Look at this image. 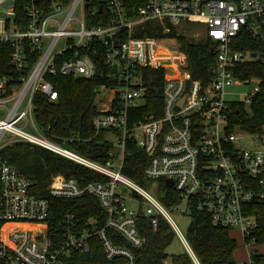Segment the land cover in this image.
<instances>
[{"label": "built area", "instance_id": "obj_1", "mask_svg": "<svg viewBox=\"0 0 264 264\" xmlns=\"http://www.w3.org/2000/svg\"><path fill=\"white\" fill-rule=\"evenodd\" d=\"M77 9L79 17L74 18ZM23 13L25 24L17 26L14 0H0V43L10 44L9 63L15 71L0 75V151L15 142L27 143L104 179L80 185L58 174L50 178L46 194L39 195L34 182L0 155V264H66L74 253L89 252L93 239L100 242L106 260L135 264L132 249L146 242L137 227L140 216L152 230L163 219L199 264L170 214L189 215L192 209L205 213L213 227L238 231L247 261L237 264H260L249 238L257 228L250 207L264 204V148L238 145L239 129L230 130L229 113L237 103L247 108L259 90L258 79L240 78L234 71L244 62L264 65V0H145L131 13L123 0H27ZM147 22L160 24L162 33L170 27L200 29L214 53L209 80L191 81L186 56L178 52L183 59L178 70L184 76H169L167 65L162 59L156 63L154 55L172 51L157 38L141 35ZM100 48L109 69L106 76L116 84L94 88L97 113L90 125L96 132L119 135L117 155L104 163L49 140L33 117L36 94L57 98L45 76L93 77L97 67L91 55ZM137 67L164 70L160 117L132 120L128 112L143 104L145 89ZM250 81L252 88L239 99L227 98V88ZM6 133L11 137L4 141ZM127 140L148 158L144 176L149 188L120 171ZM160 182L177 195L170 208L156 196ZM84 195L97 200L102 225L94 217L79 223L74 213H62L51 203ZM109 229L126 245L115 243Z\"/></svg>", "mask_w": 264, "mask_h": 264}, {"label": "trees", "instance_id": "obj_2", "mask_svg": "<svg viewBox=\"0 0 264 264\" xmlns=\"http://www.w3.org/2000/svg\"><path fill=\"white\" fill-rule=\"evenodd\" d=\"M129 13L143 5L145 0H123ZM27 0H14V22L17 26L25 24L23 9ZM100 23L96 22L95 25ZM149 35L159 40L160 44L169 51L182 53L187 59V70L191 81L205 84L211 77L214 67V53L208 40L193 41L186 34L169 28L162 33L160 24L154 22L145 23V30L141 35ZM9 43H0V75L15 73L9 63ZM101 48L96 55H91L94 65L100 75L91 78L46 75L45 79L54 87L57 98L50 101L41 94H36L33 100L34 121L37 128L51 141L56 142L82 157L97 163H104L107 159L117 155L118 151L114 143L105 138V130L96 132L90 125L92 117L97 113L94 101V88L100 84L113 86L115 80L106 76L109 70L103 62ZM178 55L173 58H176ZM157 63V60L154 59ZM183 64V59L173 60L167 65L169 76L178 75V66ZM136 71L141 75L144 85L143 104L129 109L132 120L143 117L161 116L163 85V68L137 67ZM235 74L240 78H255L259 80V90L251 99L247 108L240 103L234 104L229 113V128H237L252 134L261 133L264 130V65L257 62L241 63ZM130 122V121H129ZM0 155L8 164L18 169L23 175L35 184V190L39 195H45L50 178L55 175L75 178L80 185L88 182L102 181L104 177L81 165L62 158L44 148L32 147L27 143L15 142L5 146ZM147 156L127 140L124 147V156L121 165V173L140 184L142 187H150L151 182L145 178L144 170L147 166ZM156 196L167 207L178 202L177 195L164 182L158 185ZM163 192V193H162ZM165 193V194H164ZM51 203L58 206L60 212L74 213L78 222L83 223L87 218L94 217L100 225L104 221V213L97 200L84 195L76 199H54ZM257 220V228L250 235L256 251L253 255L257 263L264 264V204L250 207ZM190 222L185 230V239L188 242L199 264H236L233 254L237 249L236 240L230 235L228 229L211 226L205 213L192 209L189 213ZM140 234L145 236L146 242L140 248L132 249L135 264H163L168 258L166 249L171 244L174 233L168 224L159 219L155 230L148 224L145 217L140 216L137 221ZM107 235L115 243L126 245L121 237L112 230H107ZM262 249V252L259 251ZM171 264H194L188 254L170 255ZM121 259L106 260L97 239L90 243L87 253H74L66 264H119Z\"/></svg>", "mask_w": 264, "mask_h": 264}, {"label": "rangeland", "instance_id": "obj_3", "mask_svg": "<svg viewBox=\"0 0 264 264\" xmlns=\"http://www.w3.org/2000/svg\"><path fill=\"white\" fill-rule=\"evenodd\" d=\"M73 17L74 18L79 17L78 9L74 12ZM199 30L189 29V30H183V31L177 30V31H179L182 34H186L193 41H201V40H203V35L200 34ZM173 53L174 54L166 55V54L161 53V52H156L154 55V59H156L157 61H159L161 59L162 60L171 59V58L176 56V52L173 51ZM177 55L178 56L176 58H173V59H175V60L181 59V57L178 53H177ZM253 84H254V82L250 81V83H248L246 85H239V86L233 85V86L227 88V92L231 93V95H228L227 98L239 99V97H241L245 92H247L248 90H250L252 88ZM237 134L239 136V140L237 141V144L242 146L243 148H262V147L264 148V130L258 134H252V133H248L245 131L238 130ZM104 136H105V138L111 140L114 143L115 147L118 145L117 144V140L119 139L118 134L109 133L106 131L104 133ZM9 137H11V135L9 133H6L4 135L3 140L7 141L9 139ZM170 214H171L173 221L178 226L180 232L183 235H185V230H186V228L190 222V216L186 213L181 215V214L177 213L176 211H172V212H170ZM230 235L237 242V249L235 250V252L233 254V258H234L236 264L238 262H246L247 261V257H246L247 246L244 244L241 235H239L238 231H236V230H231ZM259 251L262 252V249H259ZM184 252H185V248L183 247L180 239L177 236H175L173 238L171 244L166 249V253L168 254V258L166 259V263H164V264H171L170 255L183 254Z\"/></svg>", "mask_w": 264, "mask_h": 264}, {"label": "bare ground", "instance_id": "obj_4", "mask_svg": "<svg viewBox=\"0 0 264 264\" xmlns=\"http://www.w3.org/2000/svg\"><path fill=\"white\" fill-rule=\"evenodd\" d=\"M159 52H161V51H159ZM161 53H164V54H166V55H171L170 53H165V52H161ZM182 58V57H181ZM174 59L173 58H171V59H164V60H162L163 61V63H165L166 65H168V64H170L171 63V61H173ZM161 62V60H159V61H157V63H160Z\"/></svg>", "mask_w": 264, "mask_h": 264}, {"label": "water", "instance_id": "obj_5", "mask_svg": "<svg viewBox=\"0 0 264 264\" xmlns=\"http://www.w3.org/2000/svg\"><path fill=\"white\" fill-rule=\"evenodd\" d=\"M98 73H99V72H98V69H95L94 76H98ZM165 183H166V184H169L170 181H169V180H166Z\"/></svg>", "mask_w": 264, "mask_h": 264}, {"label": "crops", "instance_id": "obj_6", "mask_svg": "<svg viewBox=\"0 0 264 264\" xmlns=\"http://www.w3.org/2000/svg\"><path fill=\"white\" fill-rule=\"evenodd\" d=\"M246 257H247V255H246Z\"/></svg>", "mask_w": 264, "mask_h": 264}]
</instances>
